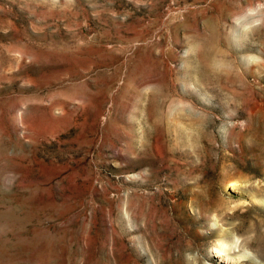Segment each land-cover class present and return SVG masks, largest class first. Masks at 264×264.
<instances>
[{
	"label": "rangeland",
	"instance_id": "374dc122",
	"mask_svg": "<svg viewBox=\"0 0 264 264\" xmlns=\"http://www.w3.org/2000/svg\"><path fill=\"white\" fill-rule=\"evenodd\" d=\"M256 3L0 0V264H264Z\"/></svg>",
	"mask_w": 264,
	"mask_h": 264
},
{
	"label": "clouds",
	"instance_id": "9594fccd",
	"mask_svg": "<svg viewBox=\"0 0 264 264\" xmlns=\"http://www.w3.org/2000/svg\"><path fill=\"white\" fill-rule=\"evenodd\" d=\"M252 18L248 23L244 24V31H250L253 28L264 26V0H257V3L254 7H249L246 9L243 17L234 18V22L239 24L242 19ZM243 125V121H241ZM241 243L239 237L235 239L234 244H228L224 241L217 240L216 248L214 251L216 252L218 257H224L225 262L231 259L229 253L232 251H239L238 245ZM247 255H252L250 251H247ZM185 259L187 264H198L195 254L193 253H185ZM245 259L244 256L237 257V260L242 261Z\"/></svg>",
	"mask_w": 264,
	"mask_h": 264
},
{
	"label": "bare ground",
	"instance_id": "6f19581e",
	"mask_svg": "<svg viewBox=\"0 0 264 264\" xmlns=\"http://www.w3.org/2000/svg\"><path fill=\"white\" fill-rule=\"evenodd\" d=\"M216 253V252H215ZM230 260H232V259H230ZM225 261V260H224ZM228 262V261H227Z\"/></svg>",
	"mask_w": 264,
	"mask_h": 264
}]
</instances>
